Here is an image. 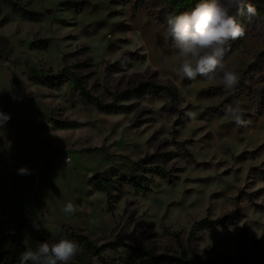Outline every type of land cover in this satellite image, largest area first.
I'll return each mask as SVG.
<instances>
[{
    "label": "rangeland",
    "instance_id": "obj_1",
    "mask_svg": "<svg viewBox=\"0 0 264 264\" xmlns=\"http://www.w3.org/2000/svg\"><path fill=\"white\" fill-rule=\"evenodd\" d=\"M20 9L36 15L24 18ZM240 23L245 36L225 51V63L240 75L238 96L224 101L229 93L219 78L175 74L182 57L143 7L123 0H0V110L11 115L10 149L0 138V239L21 220L44 232L61 226L112 232L155 252L185 250L206 262H262L264 108L252 91L264 82V28L245 17ZM62 74L56 84L36 79ZM73 77L104 103L141 83L165 85L176 108L166 111V95L147 86L122 100L126 110L99 111L81 99ZM235 103L250 120L245 125L225 115ZM182 146L195 162L182 158ZM148 154L172 170L168 179L152 177L150 192L124 186L108 202L94 189L97 173L114 169L128 177ZM21 167L31 174H18ZM67 201L76 205L74 215L63 213ZM229 213V223L196 227L204 217ZM166 229L179 231V241ZM21 237L25 250L39 242L25 227ZM7 248L0 243V253Z\"/></svg>",
    "mask_w": 264,
    "mask_h": 264
},
{
    "label": "trees",
    "instance_id": "obj_2",
    "mask_svg": "<svg viewBox=\"0 0 264 264\" xmlns=\"http://www.w3.org/2000/svg\"><path fill=\"white\" fill-rule=\"evenodd\" d=\"M129 3L132 9L143 7L148 11V15H153L154 19L164 26L166 15L180 14L183 12H190L193 10L201 0H123ZM251 3L256 8L257 15L253 18L257 22L264 24V0H253ZM19 14L24 17H34L36 13L27 9H20ZM237 15L239 21L243 20V15L234 13ZM170 43L174 46L173 41L168 38ZM261 55L264 56V47L261 51ZM252 70H260L259 66L252 63ZM62 74L58 77L43 76L36 79H40L43 83L56 84L58 80L64 77ZM76 88L83 101L92 105L99 111L107 112H121L126 110L127 106L123 104V99L128 96L135 95L141 88H146L150 93H156L158 91L166 95V101L164 109L166 111L173 112L176 108V95L175 93L165 85H155L141 83L138 87L122 91L111 102L104 103L99 98L91 94L86 90L79 79L73 77ZM164 90V91H163ZM252 94L257 100V107L264 108V82L256 87ZM236 94H229L224 101L237 100ZM120 100V101H119ZM245 121H250L248 118H244ZM71 124V123H67ZM183 143L185 141H177ZM182 158L187 159L190 162H195L192 154L189 153L184 146H182ZM158 157V158H157ZM171 169L166 168L163 161L154 154H148L142 156L140 159L134 162V167L130 169V175L117 176L116 170L108 169L103 172L97 173L92 179L93 187L95 190L104 193L107 196L108 202L114 197L116 190H121L124 186L134 189L142 194H146L151 191L150 179L154 176L160 179H168L171 175ZM264 174V173H263ZM232 213L227 215L210 219L207 217L202 218L196 222L198 228H211L218 224L229 223L232 221ZM25 227L30 232L33 238L39 242L48 241L54 242L53 237L55 232H44L42 230L37 231L32 225H26L21 220L18 221L13 233L6 234L0 239V243L8 245V248L0 253V264H19L20 255L25 251V245L21 237V229ZM61 234L67 238L75 241L79 245V252L75 258L76 264H227L221 262H206L202 261L200 257L195 255H188L185 250H180L175 253L168 252H155L143 244H136L126 241L120 234L113 235L109 233L94 234L90 231L81 228H74L68 226H61L59 228ZM166 234L175 241H179L180 232L171 231L166 229ZM191 234L188 235L190 237ZM59 239V237H56ZM125 251V253H122ZM111 253L109 257L107 254ZM259 264H264V260Z\"/></svg>",
    "mask_w": 264,
    "mask_h": 264
},
{
    "label": "clouds",
    "instance_id": "obj_3",
    "mask_svg": "<svg viewBox=\"0 0 264 264\" xmlns=\"http://www.w3.org/2000/svg\"><path fill=\"white\" fill-rule=\"evenodd\" d=\"M234 13L243 15L248 23H252L257 15L254 5L245 3V0H201L190 12L166 15L165 38L173 41L182 57L174 69L178 77L193 80L199 76L212 81L219 78L226 93H235L240 75L235 67L225 63V51L229 41L244 37L246 30ZM261 28L264 24L257 25L258 30ZM186 115L192 120L197 118L194 112ZM225 115L237 126L247 123L239 103L227 105ZM10 120L11 115L0 110V138L9 149L11 141L7 139L5 126ZM17 171L20 175L31 174L27 167ZM62 211L74 215L77 207L67 201ZM34 227L40 230L39 224ZM53 240L52 243L37 242L35 247H27L20 255L19 264H76L75 258L80 250L78 243L63 236L60 229Z\"/></svg>",
    "mask_w": 264,
    "mask_h": 264
},
{
    "label": "built area",
    "instance_id": "obj_4",
    "mask_svg": "<svg viewBox=\"0 0 264 264\" xmlns=\"http://www.w3.org/2000/svg\"><path fill=\"white\" fill-rule=\"evenodd\" d=\"M69 157H66V156H62L61 158H60V161L61 162H64V163H66V162H69Z\"/></svg>",
    "mask_w": 264,
    "mask_h": 264
}]
</instances>
